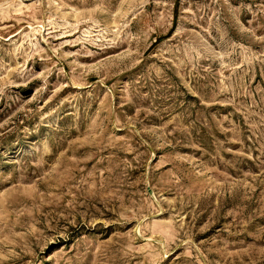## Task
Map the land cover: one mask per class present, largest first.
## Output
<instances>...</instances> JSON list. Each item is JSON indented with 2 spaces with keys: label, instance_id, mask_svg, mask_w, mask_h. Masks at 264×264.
<instances>
[{
  "label": "rangeland",
  "instance_id": "obj_1",
  "mask_svg": "<svg viewBox=\"0 0 264 264\" xmlns=\"http://www.w3.org/2000/svg\"><path fill=\"white\" fill-rule=\"evenodd\" d=\"M0 264H264V0H0Z\"/></svg>",
  "mask_w": 264,
  "mask_h": 264
}]
</instances>
